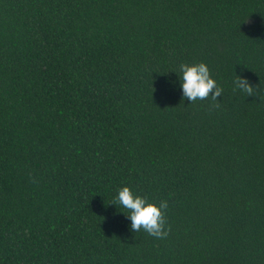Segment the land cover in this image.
<instances>
[{"label": "trees", "instance_id": "obj_1", "mask_svg": "<svg viewBox=\"0 0 264 264\" xmlns=\"http://www.w3.org/2000/svg\"><path fill=\"white\" fill-rule=\"evenodd\" d=\"M0 264H264V0H0Z\"/></svg>", "mask_w": 264, "mask_h": 264}, {"label": "clouds", "instance_id": "obj_2", "mask_svg": "<svg viewBox=\"0 0 264 264\" xmlns=\"http://www.w3.org/2000/svg\"><path fill=\"white\" fill-rule=\"evenodd\" d=\"M173 73L177 75L183 98L191 103L198 99L203 100L209 95L214 99L222 95L223 89L218 86L217 80L212 76L205 62L181 64L178 72L173 71ZM171 83L173 86L176 84L175 81ZM234 84L237 89L247 92L249 96L253 95L254 87L242 76L237 75ZM112 205H119L127 210V214L122 213L130 221L131 232L144 231L158 239L168 236L170 228L164 211L168 208L166 200L159 204L150 202L148 197L137 194L130 186H123L116 193Z\"/></svg>", "mask_w": 264, "mask_h": 264}]
</instances>
